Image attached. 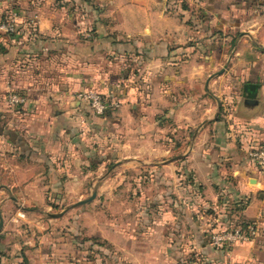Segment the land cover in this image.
<instances>
[{
	"label": "crops",
	"instance_id": "crops-1",
	"mask_svg": "<svg viewBox=\"0 0 264 264\" xmlns=\"http://www.w3.org/2000/svg\"><path fill=\"white\" fill-rule=\"evenodd\" d=\"M14 17L0 264H264V0H0Z\"/></svg>",
	"mask_w": 264,
	"mask_h": 264
},
{
	"label": "built area",
	"instance_id": "built-area-1",
	"mask_svg": "<svg viewBox=\"0 0 264 264\" xmlns=\"http://www.w3.org/2000/svg\"><path fill=\"white\" fill-rule=\"evenodd\" d=\"M17 29V21L14 17L8 22L0 23V32L5 34L15 33ZM78 98L88 103L95 114L98 116H104L107 112L113 108L118 107L119 104L107 102L102 95L95 92H82L78 95ZM9 101L13 106H19L26 104L27 100L20 97L15 93H10ZM250 157L256 163L258 168L264 174V147L256 149L250 152ZM260 236L258 227L255 225L248 228H236L232 230H215L212 232L211 240L212 244L218 248L231 247L236 244L250 243L256 240Z\"/></svg>",
	"mask_w": 264,
	"mask_h": 264
},
{
	"label": "water",
	"instance_id": "water-1",
	"mask_svg": "<svg viewBox=\"0 0 264 264\" xmlns=\"http://www.w3.org/2000/svg\"><path fill=\"white\" fill-rule=\"evenodd\" d=\"M248 103L251 104V105H256L257 102L255 100H248Z\"/></svg>",
	"mask_w": 264,
	"mask_h": 264
},
{
	"label": "trees",
	"instance_id": "trees-1",
	"mask_svg": "<svg viewBox=\"0 0 264 264\" xmlns=\"http://www.w3.org/2000/svg\"><path fill=\"white\" fill-rule=\"evenodd\" d=\"M15 34H16V32H15V33H10V35H15ZM107 113H108V112H107ZM240 227H241V228H248L249 225H246V226L241 225Z\"/></svg>",
	"mask_w": 264,
	"mask_h": 264
},
{
	"label": "rangeland",
	"instance_id": "rangeland-1",
	"mask_svg": "<svg viewBox=\"0 0 264 264\" xmlns=\"http://www.w3.org/2000/svg\"><path fill=\"white\" fill-rule=\"evenodd\" d=\"M128 188H130V186H128ZM128 188H126V189H128ZM126 192H129V190L128 191H126ZM209 234V237H210V240H211V235H212V233H208Z\"/></svg>",
	"mask_w": 264,
	"mask_h": 264
}]
</instances>
